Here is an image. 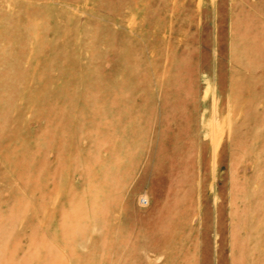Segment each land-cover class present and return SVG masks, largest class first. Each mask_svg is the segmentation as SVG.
Returning <instances> with one entry per match:
<instances>
[{
  "label": "rangeland",
  "instance_id": "rangeland-1",
  "mask_svg": "<svg viewBox=\"0 0 264 264\" xmlns=\"http://www.w3.org/2000/svg\"><path fill=\"white\" fill-rule=\"evenodd\" d=\"M0 264H264V0H0Z\"/></svg>",
  "mask_w": 264,
  "mask_h": 264
}]
</instances>
